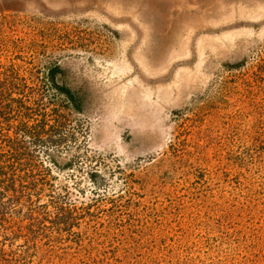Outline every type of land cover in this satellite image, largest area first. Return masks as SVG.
<instances>
[{
  "label": "rangeland",
  "instance_id": "rangeland-1",
  "mask_svg": "<svg viewBox=\"0 0 264 264\" xmlns=\"http://www.w3.org/2000/svg\"><path fill=\"white\" fill-rule=\"evenodd\" d=\"M0 264H264V0H0Z\"/></svg>",
  "mask_w": 264,
  "mask_h": 264
},
{
  "label": "trees",
  "instance_id": "trees-1",
  "mask_svg": "<svg viewBox=\"0 0 264 264\" xmlns=\"http://www.w3.org/2000/svg\"><path fill=\"white\" fill-rule=\"evenodd\" d=\"M57 68V67H56Z\"/></svg>",
  "mask_w": 264,
  "mask_h": 264
}]
</instances>
